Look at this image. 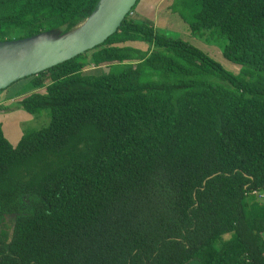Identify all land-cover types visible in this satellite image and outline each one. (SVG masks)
<instances>
[{"label": "trees", "instance_id": "1", "mask_svg": "<svg viewBox=\"0 0 264 264\" xmlns=\"http://www.w3.org/2000/svg\"><path fill=\"white\" fill-rule=\"evenodd\" d=\"M99 1L0 0V42L68 32ZM170 8L240 73L129 15L28 78L18 108L50 122L17 146L0 123V264H264V0Z\"/></svg>", "mask_w": 264, "mask_h": 264}, {"label": "water", "instance_id": "2", "mask_svg": "<svg viewBox=\"0 0 264 264\" xmlns=\"http://www.w3.org/2000/svg\"><path fill=\"white\" fill-rule=\"evenodd\" d=\"M139 0H100L95 11L68 32L0 42V92L103 45L115 35ZM66 29V28H65Z\"/></svg>", "mask_w": 264, "mask_h": 264}, {"label": "rangeland", "instance_id": "3", "mask_svg": "<svg viewBox=\"0 0 264 264\" xmlns=\"http://www.w3.org/2000/svg\"><path fill=\"white\" fill-rule=\"evenodd\" d=\"M172 3L173 0H141L136 10L131 12L133 13L131 17H137L139 20L152 22L157 29L169 31L170 35L181 37L211 56L229 72L239 74L240 68L227 61L223 56V45H225L226 41L220 40L213 42L210 40V36H205L201 39L200 36L193 37L180 17L172 13L170 8ZM142 5H144V7H142ZM61 31L65 32V28ZM128 45L144 52L148 50V46L145 44ZM0 55H3V53L0 52ZM108 72V68L101 67L88 69L84 74L89 76H101ZM29 82L30 80L28 78L24 79L10 86L7 90L0 92V98L5 99L6 97V99L3 100L4 104H1L2 108H0V123L4 125V136L13 146L18 145L20 138L26 132L40 130L50 122L49 111H44L42 115L39 116H32L33 118L28 120H17V117L21 116V114H18L14 108L17 109L16 107L19 102L27 96L20 95ZM189 264H198V262L193 261Z\"/></svg>", "mask_w": 264, "mask_h": 264}, {"label": "crops", "instance_id": "4", "mask_svg": "<svg viewBox=\"0 0 264 264\" xmlns=\"http://www.w3.org/2000/svg\"><path fill=\"white\" fill-rule=\"evenodd\" d=\"M142 7H144V5H142ZM136 44H137V43H136ZM5 99H6V97H5ZM5 99L0 98V105H1V104H4V103H3V102H4L3 100H5ZM1 108H2V106H1ZM16 108H17V109L14 108V110L17 111L18 114H21V116L17 117V120H18V119H21V120H22V119H26V120H28V119H30V118H33L31 115L27 114L25 111L19 109L18 106H17ZM1 124H2V126H3L2 128H3V130H4V125H3V123H1ZM22 136H23V135H22ZM21 138H22V137H21ZM21 138H20V140H21ZM20 140H19V141H20Z\"/></svg>", "mask_w": 264, "mask_h": 264}, {"label": "built area", "instance_id": "5", "mask_svg": "<svg viewBox=\"0 0 264 264\" xmlns=\"http://www.w3.org/2000/svg\"><path fill=\"white\" fill-rule=\"evenodd\" d=\"M133 13H131L130 15H132Z\"/></svg>", "mask_w": 264, "mask_h": 264}, {"label": "clouds", "instance_id": "6", "mask_svg": "<svg viewBox=\"0 0 264 264\" xmlns=\"http://www.w3.org/2000/svg\"><path fill=\"white\" fill-rule=\"evenodd\" d=\"M1 106V105H0Z\"/></svg>", "mask_w": 264, "mask_h": 264}]
</instances>
